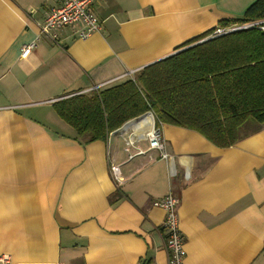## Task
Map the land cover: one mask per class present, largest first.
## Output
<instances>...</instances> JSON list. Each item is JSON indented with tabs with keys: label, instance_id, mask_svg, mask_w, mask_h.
<instances>
[{
	"label": "crops",
	"instance_id": "1",
	"mask_svg": "<svg viewBox=\"0 0 264 264\" xmlns=\"http://www.w3.org/2000/svg\"><path fill=\"white\" fill-rule=\"evenodd\" d=\"M255 1L93 0L102 31L82 41L65 28L55 42L40 29L60 0H0V258L169 264L165 212L152 203L171 193L179 199L184 264H264V124L246 122L230 148L163 124L170 162L143 137L137 146L147 153L129 160L125 135L83 146L53 109L169 57ZM41 106L40 119L25 113Z\"/></svg>",
	"mask_w": 264,
	"mask_h": 264
},
{
	"label": "trees",
	"instance_id": "2",
	"mask_svg": "<svg viewBox=\"0 0 264 264\" xmlns=\"http://www.w3.org/2000/svg\"><path fill=\"white\" fill-rule=\"evenodd\" d=\"M257 22H264V0L175 52L209 38L217 27ZM53 109L83 146L106 142L127 122L152 112L159 129L163 124L186 128L219 148H230L240 141L246 122L264 124V31L255 26L211 38L137 71L133 78L61 99ZM119 198L116 193L109 201Z\"/></svg>",
	"mask_w": 264,
	"mask_h": 264
},
{
	"label": "built area",
	"instance_id": "3",
	"mask_svg": "<svg viewBox=\"0 0 264 264\" xmlns=\"http://www.w3.org/2000/svg\"><path fill=\"white\" fill-rule=\"evenodd\" d=\"M255 26L264 31V22L251 23L228 29L217 27L209 38L222 36L227 33ZM65 28L75 30L76 38L82 41L101 32L103 29V23L94 12L93 0H60V3L57 6H53L48 11L45 21L41 26L40 35L46 36L56 42L58 39V33ZM36 47L37 42L23 46V55L25 56ZM135 73L136 72H129L123 78H132ZM113 83L115 82L103 84L99 87L93 88V90ZM144 119L150 120V123H147V126H143L141 123ZM117 132L126 136L125 153L129 160L147 153L144 149L137 146V137H143L149 143V150L159 151L161 158L170 162V156L165 150L161 131L156 126V119L152 112H147L138 117L136 122L132 123L127 128L122 127ZM170 165L172 174H174L175 170L172 160ZM110 172L115 181L118 183L123 181L120 166L111 165ZM178 204L179 199L171 193L161 199L154 200L152 203L154 207L160 208L165 212L163 232L165 235V248L169 255V264H184L186 255L184 250L185 240L179 226ZM0 262L2 264H10L9 257L5 256L0 258Z\"/></svg>",
	"mask_w": 264,
	"mask_h": 264
},
{
	"label": "water",
	"instance_id": "4",
	"mask_svg": "<svg viewBox=\"0 0 264 264\" xmlns=\"http://www.w3.org/2000/svg\"><path fill=\"white\" fill-rule=\"evenodd\" d=\"M209 39H211V38H206V39H204V40H202V41H200V42H197L196 44H193V45H191V46H188V47H186V48H183V49H181V50H178V51H176L175 53H173L172 55L177 54V53H180V52L185 51V50H187V49H190V48H192V47H194V46H196V45H198V44H201V43H203V42H205V41H207V40H209ZM172 55H170V56H172ZM137 120H138V118H137ZM137 120H136V119H133V120L127 122V123L123 126V128H127V127H129L132 123L136 122ZM117 133H118V132H117Z\"/></svg>",
	"mask_w": 264,
	"mask_h": 264
},
{
	"label": "rangeland",
	"instance_id": "5",
	"mask_svg": "<svg viewBox=\"0 0 264 264\" xmlns=\"http://www.w3.org/2000/svg\"><path fill=\"white\" fill-rule=\"evenodd\" d=\"M40 107V106H39ZM44 107L41 106V109H37V110H32V111H27L25 113L27 114H31L33 117H36V118H39L40 119V116L38 114V112H40V110H43L41 112H44L45 109H43ZM48 110V109H47ZM67 126V125H66ZM69 127V126H68ZM70 128V127H69ZM72 130V128H70Z\"/></svg>",
	"mask_w": 264,
	"mask_h": 264
},
{
	"label": "bare ground",
	"instance_id": "6",
	"mask_svg": "<svg viewBox=\"0 0 264 264\" xmlns=\"http://www.w3.org/2000/svg\"><path fill=\"white\" fill-rule=\"evenodd\" d=\"M141 123H142L143 126H147V123L149 124L150 123V120L144 119V120L141 121Z\"/></svg>",
	"mask_w": 264,
	"mask_h": 264
}]
</instances>
